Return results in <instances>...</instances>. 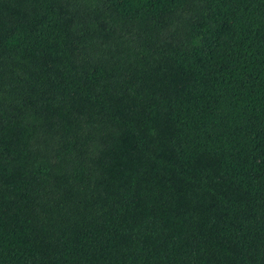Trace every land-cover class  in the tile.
Returning <instances> with one entry per match:
<instances>
[{"label": "trees", "instance_id": "16d2710c", "mask_svg": "<svg viewBox=\"0 0 264 264\" xmlns=\"http://www.w3.org/2000/svg\"><path fill=\"white\" fill-rule=\"evenodd\" d=\"M0 264H264V0H0Z\"/></svg>", "mask_w": 264, "mask_h": 264}]
</instances>
